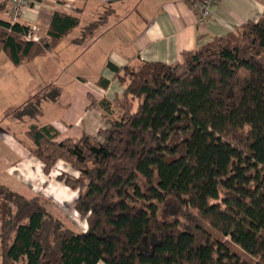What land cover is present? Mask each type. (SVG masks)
I'll list each match as a JSON object with an SVG mask.
<instances>
[{
    "label": "trees",
    "instance_id": "trees-1",
    "mask_svg": "<svg viewBox=\"0 0 264 264\" xmlns=\"http://www.w3.org/2000/svg\"><path fill=\"white\" fill-rule=\"evenodd\" d=\"M183 1L195 12L201 0ZM77 26L54 12L46 36L28 41V27L0 21V54L19 67ZM263 59L264 11L173 64L107 62L121 97L87 96L104 129L75 144L55 143L51 125L24 133L46 175L70 163L77 176L56 179L77 192L72 209L86 229L75 231L43 196L0 182V264H264ZM42 98L7 117L36 119Z\"/></svg>",
    "mask_w": 264,
    "mask_h": 264
},
{
    "label": "crops",
    "instance_id": "crops-1",
    "mask_svg": "<svg viewBox=\"0 0 264 264\" xmlns=\"http://www.w3.org/2000/svg\"><path fill=\"white\" fill-rule=\"evenodd\" d=\"M4 1L0 0V21L18 23L29 30L35 28L32 34L38 38L46 36L54 12L78 20V26L52 52L25 63L36 66L34 76L41 80L35 81L33 92L55 86L67 98L64 106L53 114L42 115L36 124L38 127L51 125L58 133L54 140L57 144L65 140L75 144L83 135L95 136L105 128L104 113L91 107L87 96L97 101L121 97L124 87L106 67L107 62L117 67L139 62L173 64L180 61L183 52L196 50L214 37L232 33L245 22L257 21L264 11V0H219L211 18L200 27L196 24L194 9L183 0H34L23 16L13 22L9 17L10 4H3ZM99 16L107 17L108 25L103 29L99 27L91 37H84L86 27L100 24ZM86 38L92 41L82 43L81 39ZM57 49L59 68L65 69L62 78L57 75L58 67L52 68L49 64H54ZM25 64L15 67L0 54V69H6L9 74L18 77ZM2 74L0 72V117L15 109L6 111L9 107L5 100L6 90L13 89L15 82H8ZM100 78L109 82L106 89L96 84ZM6 119L17 130L0 127L2 183L27 198L43 196L61 213L60 208L70 206L77 192L69 190L56 178L61 173L75 177L77 174L71 166L72 173L67 172V166L62 169V164L70 163L59 160L46 175L45 164L30 154L29 149L34 145L24 135L32 125L28 124L30 119L25 129L19 125L21 120L12 116Z\"/></svg>",
    "mask_w": 264,
    "mask_h": 264
},
{
    "label": "rangeland",
    "instance_id": "rangeland-1",
    "mask_svg": "<svg viewBox=\"0 0 264 264\" xmlns=\"http://www.w3.org/2000/svg\"><path fill=\"white\" fill-rule=\"evenodd\" d=\"M100 17V16H99ZM101 22L99 25H96L97 27L92 31H90V33H96L98 31V28L101 27L102 29L104 27H106L108 25L107 17L102 16L100 17ZM97 21V20H96ZM98 24V23H97ZM86 34H89L86 33ZM90 41H92V39L88 40L86 39H81V42H86L89 43ZM57 52V53H56ZM59 49H57L55 51L54 54V64L53 63H49L52 68L54 67H58L57 69V75L58 77L61 76V78L63 77V71H65L64 68H59V64H60V59H59ZM264 61V59H263ZM11 67V65H10ZM36 66L34 64H25V66L20 69V75L17 77L14 73H7L5 72L6 69H0V72L3 73L1 77H4L5 80H8V82L10 81H14V87L13 89H10V91L6 90V94H5V100H6V111L11 110L12 108H18L22 105H24L26 102L31 101L35 96H37V94L40 95V97L42 98V100L39 103V107H38V112H39V117L37 116L36 119L30 118L29 115L24 114V116L22 117L21 121H19V125H22V127H24V129L27 126V122H29L30 119V124H37L40 121V117H42V115L47 114L48 112L49 114H53L54 112L58 111L62 106H64L67 103V98L64 97L62 95V93H58L57 91L54 92L51 88L49 89V87L47 88H43L41 91H39V93H35L32 91V86L35 83V81H40L37 78H35L34 74L36 72ZM39 75V74H38ZM28 84H30V86H28ZM9 89V88H7ZM45 94V96H44ZM6 116V112L4 114H2V116L0 117V127L1 128H5L8 131H16L17 129L13 128V124L7 121V116ZM44 117V116H43ZM67 166V172L68 173H72L71 169H70V165H65L62 164V167ZM64 167L62 169H64ZM61 169V168H60ZM62 172V171H60ZM0 182H2V180L0 179ZM60 211L64 220L67 222V224H71L73 226V228L75 229V231H83L86 227L85 222L83 220H81L78 215H75V213H73V209H72V204L70 206H64L62 208H60Z\"/></svg>",
    "mask_w": 264,
    "mask_h": 264
},
{
    "label": "built area",
    "instance_id": "built-area-1",
    "mask_svg": "<svg viewBox=\"0 0 264 264\" xmlns=\"http://www.w3.org/2000/svg\"><path fill=\"white\" fill-rule=\"evenodd\" d=\"M219 0H201L195 6V14H196V24L200 27H203L207 21L211 18L213 9L217 6ZM34 0H10V9H9V17L11 21H16L20 19L25 10L30 8L32 4H34ZM35 28H32L25 39L30 41H37L39 38L34 36L32 33Z\"/></svg>",
    "mask_w": 264,
    "mask_h": 264
}]
</instances>
